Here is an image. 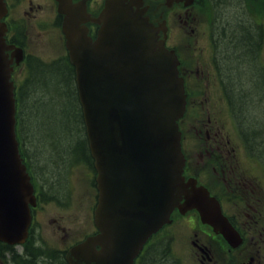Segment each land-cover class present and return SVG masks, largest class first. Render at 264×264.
I'll return each mask as SVG.
<instances>
[{"label": "water", "instance_id": "95a60500", "mask_svg": "<svg viewBox=\"0 0 264 264\" xmlns=\"http://www.w3.org/2000/svg\"><path fill=\"white\" fill-rule=\"evenodd\" d=\"M134 2L106 0L97 17L101 27L95 42L80 25L79 8L72 15L66 3L63 8L100 188V233L72 247L71 264H133L146 238L176 206L196 207L203 221L228 234L216 199L195 179L183 176L177 120L185 95L178 59L158 40L148 19L133 10ZM4 10L0 0V16ZM4 32L0 21V240L19 243L28 234V205L34 195L16 137Z\"/></svg>", "mask_w": 264, "mask_h": 264}, {"label": "flooded vegetation", "instance_id": "af4514ba", "mask_svg": "<svg viewBox=\"0 0 264 264\" xmlns=\"http://www.w3.org/2000/svg\"><path fill=\"white\" fill-rule=\"evenodd\" d=\"M6 1L9 10L3 19L9 27L7 40L22 50L18 55L9 50L12 63L22 65L34 59L54 60L53 65L65 63L63 55L68 51L59 0H39L36 6L40 14L34 17V24L25 20L30 13L23 11L22 0ZM155 1L156 15L151 13V18L160 27V37L179 56L187 91V111L180 120L186 156L184 175L186 179L196 178L198 185H205L219 200L238 236L230 241L212 224L203 223L195 210L182 213L176 209L160 230L165 239L151 243V247L163 244L153 256L160 248L159 255L175 264L166 255L177 236L186 235L187 250L181 253L192 264H264V10L245 9L246 0H232L233 8L223 12L220 23L213 25L211 13L202 14L191 9L193 5L176 2L161 12L166 0ZM27 4L34 8L32 0ZM87 9L91 15L97 14L101 0H87ZM87 24L95 36L97 24L90 20ZM36 162L39 166L38 158ZM78 165L83 167L87 198H80L78 193L73 197L71 172L62 179L61 193L60 179L46 170L47 184L35 188L38 202L32 207L33 223L49 204L42 203L43 198L63 206L70 205L69 198L80 207L96 205L92 166L86 158L76 159L72 170ZM79 219L77 213L75 223ZM1 255L0 264L6 260L5 252ZM45 264L57 263L50 260Z\"/></svg>", "mask_w": 264, "mask_h": 264}, {"label": "rangeland", "instance_id": "374dc122", "mask_svg": "<svg viewBox=\"0 0 264 264\" xmlns=\"http://www.w3.org/2000/svg\"><path fill=\"white\" fill-rule=\"evenodd\" d=\"M28 1L29 0H22V3L24 4L23 11L25 12L29 11L30 13L29 15L26 16L25 20L32 22L34 24L35 22L34 17L40 14V11L38 10L40 8L36 6V3L39 0H32V3L34 4V8L31 7V5L27 4ZM219 8L222 13L229 10V7L227 6L226 3H221ZM41 10L47 13V9L45 10L41 9ZM41 15H44V13H41ZM29 29L31 31L34 30V28L32 27L30 28V26ZM262 58H264V48L262 52ZM42 77L43 78L41 80L46 81V78L44 76ZM52 84L53 85L55 84L54 80L52 81ZM36 87L37 86H33V87L31 86L29 88L28 91L29 93H27L26 99L23 100L24 107L21 116L22 122L26 127L25 134L28 136L29 139L28 142L29 153L31 156H33L34 159L38 158V164L41 165L43 169L49 163V165H47V169H50V171H52L57 177L59 176L61 177V174L59 175L58 170L51 169L53 163H55L56 160H59L61 156L57 157L54 155L53 152L54 145L46 141L48 139L46 135H49L52 137L53 140H56L58 138L56 135L58 127H60L63 124L64 125L67 124L66 122L75 121L76 114H77V118L79 117V114L78 112L76 113L75 109H72V107L70 106L71 103L69 104V107L65 109L64 100H61L59 109L56 108L53 104H51L53 103L52 100H54V98H56L57 99L56 101L59 102L60 97L58 95L50 93L49 92L50 90H48V87L45 84L43 86L41 84L40 89ZM43 87L45 90L43 89ZM32 89H34V91L32 92L31 95L30 93ZM35 89H39V90L35 92ZM73 99L76 100L75 98ZM41 107L43 108L40 109ZM36 128L40 129L41 131L37 130ZM38 131L40 133L43 131L44 136H40L38 134ZM61 144L63 146L62 150L60 148L61 146L58 145L61 150V155H66L68 153L67 148L69 147V145L68 143H66L65 140L61 141ZM44 148H46L45 153H39V150ZM40 154H42L44 158ZM45 159L47 160L46 162ZM82 171H83V167L80 165L76 166L75 169L71 171L70 174V176H72L71 179L75 181L73 197H77V193L80 198H84V197L87 198L88 196L86 180L82 176ZM43 173L46 176L49 175L46 169L43 170ZM63 177L64 176L62 175V179ZM60 184L61 186L59 185L58 188L60 189L58 190L61 193H63L64 186L62 180ZM68 201L70 202V205L63 206V205H58L55 202H53V200L48 199L47 202H49V204L46 205L45 211L39 215L38 233L39 236L42 239H44L48 245H58V246L65 245L68 240L79 236V234L83 230L88 228L87 227L89 223L88 209L85 207H80V204H78V202L72 198H69ZM77 213L80 214V219L75 223V216ZM69 220L72 221L69 222ZM176 241L177 242H175L174 244V250H176L177 253L182 256V258L180 259L182 260L183 264H192L191 260L190 261L186 260L181 253V251L186 250L185 248L187 247L186 235H183L181 237L177 236ZM17 249L20 250L22 248L18 247ZM152 259L154 258H151V260ZM1 262L2 260L0 261V263ZM158 264H170V263L169 260H164V261H159Z\"/></svg>", "mask_w": 264, "mask_h": 264}, {"label": "trees", "instance_id": "16d2710c", "mask_svg": "<svg viewBox=\"0 0 264 264\" xmlns=\"http://www.w3.org/2000/svg\"><path fill=\"white\" fill-rule=\"evenodd\" d=\"M69 64L63 63L60 65H51L49 67H47V69L44 70H40V76L41 77H37V78H42V76H44L46 78V81H40L36 82L35 86H37L36 88L40 89V85L42 84V86L45 84L48 87V90H50V93H53L55 95H58L60 97L59 102L56 101L57 99L54 98L53 104L56 108L59 109L60 107V103L61 100H64V106L65 109L69 107V104L71 103V107L72 109L76 110V113L78 112L79 117L77 118V114H76V120L73 122H66L67 124H63L60 127H58L57 129V139L53 140L51 136L46 135V137L48 138L46 141L48 143L53 144L55 141H57L58 143H60L59 145L61 146V150L63 149V146L61 144V141L65 140L66 143H68L69 147L67 148V154H74V153H78V152H82V149L85 148V144L83 143L82 140H79L81 137V124L80 122H83V119H81V107L79 105V103L77 102V95L75 93V87H74V79H73V72L69 69L70 67L68 66ZM49 80V81H47ZM54 80L55 84H52V81ZM44 83V84H43ZM33 87V86H32ZM39 89H35V92H37V90ZM44 89V87H43ZM45 90V89H44ZM34 91V89H32L31 91V95L32 92ZM64 98V99H62ZM73 98H75L76 100H74ZM74 100V101H73ZM67 102V103H66ZM68 104V105H67ZM44 107V106H43ZM43 107H41L40 109H42ZM38 109V110H40ZM37 130H40L38 128H36ZM41 131V130H40ZM38 134L40 136H44L43 135V131L40 133L38 131ZM64 137V138H61ZM78 140V141H77ZM51 141V142H50ZM56 148L54 149V155L57 157L61 156V150L59 148V146H55ZM41 156L43 157V155L41 154ZM64 157V155H62ZM57 162V160L55 161V163ZM54 170V169H53ZM53 173L52 171H50L49 169V173ZM29 248V247H28ZM4 250H9V251H13L14 252V256L19 257L15 251L14 247H11L8 244H5L3 242H0V251H4ZM29 252L30 254L33 253V249L29 248ZM160 254V248L158 249L157 253H156V258L152 259L149 258L146 262V264H158L159 261H164L165 257L162 258ZM19 260L22 261L23 258L19 257ZM168 262V261H167Z\"/></svg>", "mask_w": 264, "mask_h": 264}]
</instances>
